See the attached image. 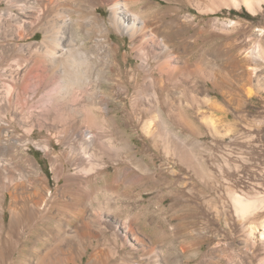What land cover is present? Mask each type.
Instances as JSON below:
<instances>
[{"label":"rangeland","instance_id":"rangeland-1","mask_svg":"<svg viewBox=\"0 0 264 264\" xmlns=\"http://www.w3.org/2000/svg\"><path fill=\"white\" fill-rule=\"evenodd\" d=\"M146 1L159 7L156 22L163 17L173 24L170 34L186 50L176 48L178 59L172 62L178 69L164 75L167 87L161 90L155 81H143L129 36L111 28L110 39L122 69L129 71L133 66L137 83L126 92L129 72L122 93L111 103L117 119L111 115L98 119L107 127L104 145L114 156L97 150L98 156L91 157L97 166L85 176L87 184L73 186L68 198L83 197L86 220L98 216L102 224L117 228L121 240L125 226L134 232L140 241L130 233L124 250L135 247L138 252L144 247L149 254L143 264H151L149 256H156L160 264H264V0H253L251 6L245 0ZM6 7L0 3V9ZM108 12L104 5L98 13L107 17ZM0 20V66H8L19 55L11 43L31 39L4 40L5 20ZM42 37L39 31L33 39ZM152 65L156 67L153 60ZM154 75H160L157 69ZM154 91L169 99L162 105L165 115L154 111ZM136 100L139 105L134 109ZM48 127L34 125L29 135L19 124L15 131L23 136L26 153L37 160L53 197L40 211L32 212L33 197L27 194L23 222L6 228L5 235L0 232L7 264H24V260L42 264L48 258L69 257L81 244L74 231L79 221L71 214L75 204L69 209L60 201L67 176H80L75 168L81 151L72 146L74 135ZM37 142L49 144L62 156L74 155V162H66L60 182ZM23 165L28 173V158ZM236 196L256 202L257 209L242 218ZM1 203L9 224V194ZM62 228L67 236L53 240ZM107 230L110 236L113 231ZM84 245L116 246L113 238L99 244L86 238ZM22 248L27 254L32 250L40 254L25 259L20 255ZM90 251L80 264H87ZM120 261L111 256L107 264ZM125 262L138 264V256Z\"/></svg>","mask_w":264,"mask_h":264},{"label":"bare ground","instance_id":"bare-ground-1","mask_svg":"<svg viewBox=\"0 0 264 264\" xmlns=\"http://www.w3.org/2000/svg\"><path fill=\"white\" fill-rule=\"evenodd\" d=\"M245 1L249 6L252 5L253 0ZM1 2L7 4L6 8L0 9V19L5 20L4 26L1 27V37L6 41L31 39L25 43H11L19 55L14 57L8 66H0L1 234L5 235V229H10L11 225L23 222L27 194L33 197L32 212L40 211L53 197L37 160L25 151L23 136L15 133L19 124L29 135L33 134L34 125H49L50 130L68 131L74 135L72 146L81 151L75 168L76 174L79 173L80 176L77 178L67 176L70 179L62 185L63 193L60 200L69 209L75 204V210L71 214L79 221V225L74 226V231L80 237L81 244L69 257L48 258L42 264H80L87 249H91L87 264H107L111 256L120 260L122 258L118 264H128L125 261L136 256H138V264L145 263L147 260L145 255L149 253L144 247L138 249V252H135V247L124 250L130 233L135 241H140L134 232L127 230L125 226L121 240L117 228L102 224L98 216L91 215L92 217L87 221L85 217L87 201L80 196L73 200L72 197L68 198V195L73 186L81 187L87 184L88 179L85 176L93 166H97L96 161L93 160L100 152L97 150H107L111 157L114 156L112 149L109 150L104 145L103 137L107 127L98 119L108 115L117 119L118 112L111 103L122 93L121 85L129 72L126 92L137 83L133 66L129 71L122 69L117 58L118 49L116 50L115 43L110 39L111 28L129 36L130 48L139 59L138 66L143 74V81L153 80L161 90L167 87L164 75L178 69V64L172 62L178 59L177 49L186 50V46L176 42L170 34L174 32L171 22L164 21L163 17L160 23L155 21L154 14L156 15L160 10L151 1L0 0ZM104 5L109 9L107 17L98 13ZM180 28L175 25L177 31ZM39 31L43 33V37L33 39ZM152 60L156 63V67H153ZM156 69L160 73L158 76L154 75ZM152 95L156 101L154 111L161 116L165 108L162 105H166L169 99L166 94H162L161 97L156 91L152 92ZM138 105L139 102L136 100L134 109ZM209 122L214 124L212 119H209ZM149 125L147 122L148 130L151 128ZM36 145L50 158L55 177L60 182L65 174L66 162L72 163L75 160L74 155L62 156L52 150L49 144L37 142ZM25 158L29 159L31 167L28 173L25 172L23 165ZM31 175L34 177L33 180L26 178ZM8 194L10 218L9 224H6L1 199ZM235 204L242 218L257 209L256 202L245 201L237 196ZM66 217L64 216L63 219L69 224V219ZM108 228L113 231L110 236L107 234ZM262 229L264 238V221ZM62 230L56 234L53 232V240L59 241L62 236H67V229L62 228ZM6 236L10 237L9 230ZM86 238H94L98 244L101 240L106 243L109 238H113L116 246L108 249L100 248L99 245L86 246L84 245ZM140 250L144 251L143 255L139 254ZM22 254L27 259L32 255L38 256L40 251L32 250L27 254L22 248L20 255ZM149 258L151 264H160L156 256ZM24 262L27 264L26 260ZM0 264H7L1 244ZM36 264L41 263L36 262Z\"/></svg>","mask_w":264,"mask_h":264}]
</instances>
